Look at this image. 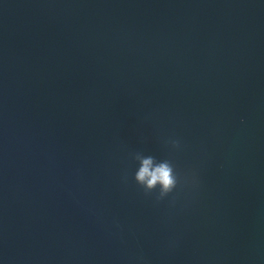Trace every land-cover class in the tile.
I'll return each mask as SVG.
<instances>
[{
	"label": "water",
	"instance_id": "water-1",
	"mask_svg": "<svg viewBox=\"0 0 264 264\" xmlns=\"http://www.w3.org/2000/svg\"><path fill=\"white\" fill-rule=\"evenodd\" d=\"M0 264H264V0H0Z\"/></svg>",
	"mask_w": 264,
	"mask_h": 264
},
{
	"label": "clouds",
	"instance_id": "clouds-1",
	"mask_svg": "<svg viewBox=\"0 0 264 264\" xmlns=\"http://www.w3.org/2000/svg\"><path fill=\"white\" fill-rule=\"evenodd\" d=\"M173 144L179 146L178 141H173ZM134 180L144 189L146 194L152 193L158 188L157 200H162L169 193H172L178 185L171 165L167 161L154 164V158L151 156L141 159L140 167L134 174Z\"/></svg>",
	"mask_w": 264,
	"mask_h": 264
}]
</instances>
